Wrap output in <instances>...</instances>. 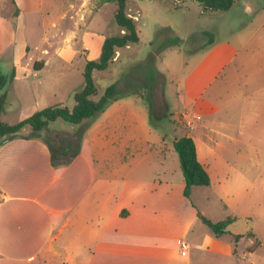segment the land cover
Here are the masks:
<instances>
[{
  "label": "crops",
  "instance_id": "crops-1",
  "mask_svg": "<svg viewBox=\"0 0 264 264\" xmlns=\"http://www.w3.org/2000/svg\"><path fill=\"white\" fill-rule=\"evenodd\" d=\"M235 3L239 31L192 50L191 65L178 77L177 104L162 92L168 114H177L180 135L170 142L148 135L153 129L148 110L128 96L95 121L77 125L83 129L78 153L73 155L69 146L54 150L55 166L50 144L38 136L20 133L0 144V264H264L256 234L229 230L233 222L226 234L216 236L207 221L226 217L208 216L204 202L213 200L212 189L219 196L244 190L245 160L264 152V19L256 24L262 5L260 0ZM18 10L15 24L0 17L11 43L21 18ZM128 13L136 24L140 21L139 8ZM159 29L166 42L176 27L162 24ZM104 39L82 33L86 61L99 58ZM54 46L51 42L50 49ZM43 53L49 55V48ZM14 58V67H21L22 56ZM51 61L49 56L29 59L24 68L32 69L31 92L41 110L62 105L44 103L49 94L57 98L55 91L45 95L47 88L41 86ZM7 111L6 102L2 117ZM182 137L193 140L196 158L210 178L209 186L193 187L188 199L181 168L168 162L173 143ZM107 143H118V184L97 178L94 155L100 157Z\"/></svg>",
  "mask_w": 264,
  "mask_h": 264
},
{
  "label": "rangeland",
  "instance_id": "rangeland-1",
  "mask_svg": "<svg viewBox=\"0 0 264 264\" xmlns=\"http://www.w3.org/2000/svg\"><path fill=\"white\" fill-rule=\"evenodd\" d=\"M14 1L12 3L11 0H0V17L9 20L8 23H12L11 18L16 8L21 9L15 43L10 41L12 37L10 38L7 26L5 25L4 29L3 23H0V74L7 80L3 91L6 93L8 110L1 120L9 125L16 124L41 110L37 108L33 92H31V88L35 85L31 76L32 69L24 71L29 59L41 60L48 56L52 59L41 75V86L44 89L47 88L45 95L49 94L48 91H55L57 98L49 94L51 97L45 98L44 103L61 101L62 106L70 108L74 105V91L83 83L86 52L81 44L82 33L106 38L118 35L121 31L114 21L116 11L114 4L105 3L104 0ZM165 1H127L128 9L139 8L141 10L140 21L136 24L140 37L139 42L117 52L109 69L95 72L94 79L99 95L105 87L111 84H116L117 88L124 93L137 92L138 94L130 100L146 108L147 112V104L142 97L145 75L148 64H150L157 73L152 93L155 127H152L148 135L155 137L156 140L165 137L170 142L174 135H180L174 122L177 114L173 111L170 112L171 115L168 114V110L162 104V92L165 91L168 100L177 104L175 93L178 87V77H181L183 71L187 70L188 64L191 65L195 56L192 50L208 43L211 39L230 38L236 33L234 31H239L237 30L239 27L237 26L238 5L236 3L227 12L201 15V7L192 0H184L182 8L173 11L166 8ZM260 3L262 12L258 15L256 24H260L264 19V1L260 0ZM162 24H175L176 29L173 30L174 35L171 38H179L180 41L161 49L164 44V32H160L159 26ZM204 30L211 32V35L205 34ZM74 34L77 35L75 39L72 38ZM255 38L258 39V36ZM51 42L55 43L52 49H50ZM47 48L50 53L44 55L43 50ZM18 55L22 56L21 67H14V57H19ZM4 57L6 60H3ZM12 80L13 83H11ZM172 106L175 107L174 104ZM85 123L87 122H83ZM79 128L58 119L50 123L47 130L40 132L38 137L48 141L55 151L67 146L74 151L80 143L79 139H82L83 129ZM23 130L21 134L26 136L32 134L31 129ZM107 130L111 133L112 127ZM115 132L112 134L118 135ZM70 134H73V140L70 139L71 136L68 137ZM115 135L112 137L115 138ZM139 136H144V133L139 132ZM102 149V157L94 155L97 178H112L113 183L118 184V143H107ZM170 151L172 153L168 162L172 168L179 170L178 155L174 149ZM246 167L249 170L245 169L244 172V184L247 185L244 190H232L227 192V196L224 194L219 196V191L212 189L210 197L213 200L203 201L207 205L208 216L237 218L229 230L236 233L256 234L262 243V246L258 248L259 253L264 255V152H261L258 158L252 155L249 160H245ZM231 177L238 179L233 174ZM243 242L245 241H242V244Z\"/></svg>",
  "mask_w": 264,
  "mask_h": 264
},
{
  "label": "trees",
  "instance_id": "trees-1",
  "mask_svg": "<svg viewBox=\"0 0 264 264\" xmlns=\"http://www.w3.org/2000/svg\"><path fill=\"white\" fill-rule=\"evenodd\" d=\"M128 0H104L105 3L114 4L116 11L114 14V21L116 25L123 31L115 36L106 37L102 47L101 53L97 60L86 61L83 71V83L74 91L72 107L62 105H54L33 113L31 116L23 119L22 121L9 125L1 120L2 115L5 113L6 94L3 89L6 85V77L0 74V144L7 140L18 137L21 131L25 128H30L32 134L30 137H37L42 131L47 130L50 123L60 119L71 125L77 126L83 122H90L97 118L104 110L113 102L128 96L137 95V92L124 93L117 88L116 84H111L105 87L102 94L99 95V90L94 79V73L99 71H107L110 65L114 62L117 52L127 48L130 45L139 42V33L136 27L135 20L129 15L127 8ZM166 0L164 5L168 10H178L182 8L184 0ZM201 7V15H207L216 12L229 11L236 0H192ZM14 3V0H11ZM19 10L16 8L12 15V22L15 24ZM180 41L179 38H170L161 46V49L166 46L175 45ZM42 64V62H38ZM37 69V63L34 64ZM157 71L151 68L148 64V70L145 75L143 84V99H145L149 122L152 127H155L153 119L154 102L152 98L153 89L156 82ZM79 141H81L79 139ZM51 152L52 165L55 166L54 149L48 145ZM80 143L77 149L74 150L73 155L79 151ZM173 149L178 155L180 168L184 177V191L185 198H189L191 189L193 187H207L210 184V178L202 165L196 158V148L193 140L190 137H182L173 143ZM236 218L228 216L224 220L212 223L207 221L211 230L216 236H222L227 233V228ZM238 239L239 236H234Z\"/></svg>",
  "mask_w": 264,
  "mask_h": 264
}]
</instances>
